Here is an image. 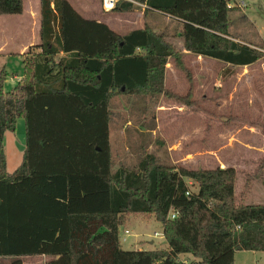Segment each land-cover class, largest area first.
Here are the masks:
<instances>
[{
	"label": "trees",
	"instance_id": "16d2710c",
	"mask_svg": "<svg viewBox=\"0 0 264 264\" xmlns=\"http://www.w3.org/2000/svg\"><path fill=\"white\" fill-rule=\"evenodd\" d=\"M40 1V42L10 91L0 72V257L45 255V264H235L240 251H264V204L236 194L234 168L190 169L144 153L135 168L114 169L111 102L164 92L166 65L180 54L167 31L121 35L84 17L69 0ZM230 0H119L177 20L183 50L231 66L263 50L232 35ZM24 0H0V15L22 14ZM183 100L182 98H180ZM25 119L23 159L7 170L4 140ZM264 186V179H263ZM175 215V217H172ZM131 216L163 224L166 248L124 250ZM181 255H190L181 259Z\"/></svg>",
	"mask_w": 264,
	"mask_h": 264
},
{
	"label": "rangeland",
	"instance_id": "374dc122",
	"mask_svg": "<svg viewBox=\"0 0 264 264\" xmlns=\"http://www.w3.org/2000/svg\"><path fill=\"white\" fill-rule=\"evenodd\" d=\"M71 1L80 13L104 21L121 35L148 25L157 32L167 31V40L181 53L178 62L170 59L166 65L163 93L118 95L112 100L114 169L122 165L135 168L145 152L155 155L160 163L178 167H232L237 174V197L246 204H264V56L239 67L199 57L183 50L178 22L168 15L146 14L143 6L116 12L105 11L102 4L99 9L98 0ZM236 3L229 2L235 5L230 14L232 35L264 52V0H246L245 7ZM24 5L22 14L0 15V37H11L6 50L18 51L23 41L31 45L40 42L39 0H24ZM24 69L22 56L0 55V72L5 70L8 75L6 92L21 81ZM25 143V119L19 118L4 140L9 173L22 162ZM120 238L124 250L167 247L163 224L143 216H131L120 228ZM188 257L181 255V259ZM11 259L0 257V264H9ZM22 260L24 264L47 261L45 255L24 256ZM235 264H264V251L237 252Z\"/></svg>",
	"mask_w": 264,
	"mask_h": 264
},
{
	"label": "crops",
	"instance_id": "0c3cea01",
	"mask_svg": "<svg viewBox=\"0 0 264 264\" xmlns=\"http://www.w3.org/2000/svg\"><path fill=\"white\" fill-rule=\"evenodd\" d=\"M69 2L74 6V4H73V2L71 1V0H69ZM98 3H99V5H98V8L99 9H101L100 7H101V4H102V2H101V0H98ZM143 7H146L145 5H142ZM77 9V8H76ZM24 10H25V5H24ZM24 10H23V12L22 13H24ZM78 10V9H77ZM79 12H80V10H78ZM39 12H40V1H39ZM82 14V13H81ZM83 15V14H82ZM98 15H99V13H98ZM84 17H86L85 15H83ZM40 17V16H39ZM170 17V16H169ZM86 18H88V17H86ZM90 19H97L96 17L95 18H90ZM97 20H99V19H97ZM99 21H101V20H99ZM102 22H104V21H102ZM3 29H5V28H3ZM5 34L7 33V32H4ZM11 39V37H0V41L2 42V40L4 41V43L3 44H1L0 45V55H2V54H6V55H8V54H13V55H18V56H22V58H23V60H24V57H25V53H26V51H27V48L29 47V46H32L31 44L32 43H28V42H20V46H19V50L18 51H9V50H6L7 49V42L9 41ZM39 40H40V38H39ZM237 41H239V42H241V43H244L243 41H241V40H237ZM251 45V44H250ZM200 57V56H199ZM208 59H211V58H208ZM214 60V59H213ZM25 70V69H24ZM237 253V252H236ZM46 257V260L48 261L49 259H50V257H48V256H45ZM235 258H236V254H235ZM46 261V262H47Z\"/></svg>",
	"mask_w": 264,
	"mask_h": 264
},
{
	"label": "built area",
	"instance_id": "2783aa9c",
	"mask_svg": "<svg viewBox=\"0 0 264 264\" xmlns=\"http://www.w3.org/2000/svg\"><path fill=\"white\" fill-rule=\"evenodd\" d=\"M118 1L119 0H102V6L105 11H111L115 8ZM236 5L239 7H245L246 0H237ZM234 6L235 5H229L230 8H233ZM172 217H175V215H173Z\"/></svg>",
	"mask_w": 264,
	"mask_h": 264
}]
</instances>
